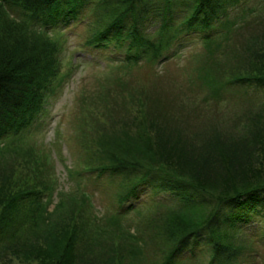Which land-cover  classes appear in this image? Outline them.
Returning <instances> with one entry per match:
<instances>
[{
    "label": "trees",
    "instance_id": "obj_1",
    "mask_svg": "<svg viewBox=\"0 0 264 264\" xmlns=\"http://www.w3.org/2000/svg\"><path fill=\"white\" fill-rule=\"evenodd\" d=\"M90 1L93 3L0 0V154L18 149L19 140L27 139L40 125L44 103L54 93L61 73V31L81 21ZM238 1L193 0L185 15L188 0H103L108 10L106 18L85 43L110 48L108 60L118 62L117 67L124 71L180 58L193 42L202 46L204 56L212 47L221 51L233 30L247 18L259 16V9L264 10V0H242L237 6ZM229 4L237 11L226 12ZM101 5L97 1L94 10ZM147 20L155 25L150 35L143 29ZM258 56L260 59H249L242 70L226 69L221 76L212 75L202 66L203 71L187 82L170 79L174 86L170 90L182 103L190 102L202 109L204 118L208 113L218 116L220 103L238 96L252 95L258 102L262 98L260 109L264 110V50ZM119 74L112 73L106 79L125 81ZM135 115L130 119L134 122L132 129L121 134L103 132L101 135L106 137L101 139L100 148L88 151L85 168L78 172L97 177L104 173L131 175L116 194L114 212L99 217L90 196L81 194V198H67L70 206L64 221L52 222L53 211L48 209L53 200L48 183L51 175L42 170L46 175L38 176L35 183L21 176L22 182L15 181L16 189H8L7 181L0 185V248L17 247L23 255L42 264H76V255L81 251L95 252L100 258L104 250L108 251L100 243L94 247L88 239L117 232L123 239L119 247L132 251L142 238L134 237L124 220L131 212L142 214L140 205L146 201H139L140 194L150 191L154 195L147 196L148 202H158V207L167 212L162 231L168 243L157 264L192 261L203 243L210 245L213 253L208 264H228L241 252L250 257L246 247L234 243L232 232L235 228L241 230L252 216L264 215V122H258L250 135L232 139L229 145L225 141L229 135L193 131L185 125L184 121L192 123L189 119L176 117L174 122L150 115L139 120ZM31 155L34 158L30 156L29 163L36 159L39 166V157ZM15 162L17 169L21 165L18 157ZM15 169L5 179L11 180ZM208 194L211 201L205 196ZM63 196L58 194L59 201L64 200ZM133 199L134 203H128ZM254 239L264 245V226ZM109 248L114 251L112 245Z\"/></svg>",
    "mask_w": 264,
    "mask_h": 264
},
{
    "label": "rangeland",
    "instance_id": "obj_2",
    "mask_svg": "<svg viewBox=\"0 0 264 264\" xmlns=\"http://www.w3.org/2000/svg\"><path fill=\"white\" fill-rule=\"evenodd\" d=\"M92 1L93 3L90 1L88 8L81 16V21L71 23L61 31L64 50L61 53V73L58 79L62 75L64 77H61L60 82L56 80L57 86L54 93L50 94L44 103L45 110L43 109L40 125L28 135L27 139L19 140L21 146L18 149L11 148L6 154H0V185L7 181L5 186L8 189H16L15 181L22 182L23 180L19 179L21 176L25 181L35 183L38 176L46 175L42 173V170L51 175L48 180L51 184L48 185L53 189L51 192L53 200L48 209L53 211L52 222L64 221L66 219L64 213L70 206L67 198L71 196L81 198V194L90 196V202L99 217L114 212L115 203H117L116 194L127 185L131 175L126 177V175L104 173L97 177L85 172L78 175V172L85 168L88 151L100 148L101 139L106 137L101 134L103 132L108 135L114 132L121 134L123 130L132 129L134 122L130 119L134 114L139 120H142L144 116L148 118L150 115L160 120L171 118L174 122L176 117L189 119L191 124L184 121L189 129L193 131L204 129L211 133L219 132L221 135H229L230 139L225 140L229 145L232 144V139H237L243 134L250 135L258 122H264V110L260 109L262 98H259L260 102H258L252 95L238 96L224 104L220 103L221 112L218 116L208 113L204 118L205 115L201 116L202 109L190 102L179 101L180 97L170 90L174 86H171L169 81L173 78L180 82H187L189 77L203 71L202 66H206L205 70L212 75L221 76L226 69L230 72L242 70L249 59H260L258 55L264 50V10L259 9V16L247 18L246 23L240 24L233 30L225 41V46L221 47V51L220 48L212 47L213 50L210 53L202 56L205 54L202 46L193 42L186 46V51L180 58L160 65L149 64V67L146 63L147 65L133 67L131 71H124L121 67H117L120 65L118 62L108 60L111 58L110 48L103 49L85 43V40L98 27V23L105 20V14L108 11L103 5V0ZM97 1L102 5L94 10ZM157 1L163 0H152L151 3ZM177 1L184 2V0ZM191 1L193 0H188L189 6L183 14L189 13ZM241 3L242 0H239L237 6ZM226 7V12L237 11L236 6L233 7L231 4ZM144 24H146L143 25L145 33L150 35L155 25L149 24V20ZM151 38L154 39L155 36ZM174 43L172 47L178 45V42L175 45ZM112 73H120L119 76L125 81L119 82L114 77L115 83L112 82L113 78L111 81L107 80V76H112ZM110 83L113 84L110 85ZM183 90L185 91V84ZM32 153L39 157V166L34 161L36 159L29 163L32 160L30 159ZM15 157H18L21 162L17 169H15L17 162ZM13 168L18 175L15 173L16 176L12 175L11 180L5 179L12 173ZM69 169L72 176L69 174ZM20 171H22L21 174H19ZM21 184L24 185V183ZM59 193L64 195L63 201H59L57 197ZM153 195L150 191L146 194L141 192L139 201L141 199L146 201L140 205L142 214L131 212L124 220L132 230L131 232H134V237L142 238L136 241L137 244L132 243L134 246L132 251L119 247L123 239L116 231V233L108 232L88 239L89 242L94 243V247L100 243L102 248H108V251L104 250L101 258L96 257L95 252L84 250L79 252L78 256L76 255L78 259L75 263H159L164 255L163 249L168 243L162 231L163 219L167 212L164 207H158V202H148L147 196ZM205 196L208 201H211L209 194ZM134 200L128 203H134ZM225 208L227 210L228 207ZM161 212H164L163 215ZM263 223L264 215L257 214L247 220L241 230L237 228L234 231L231 230L234 243L246 247L245 251H248L247 256L250 257H246L245 252H241L239 255H234L235 257L228 264H262L264 262V245L254 239L263 230ZM112 230L111 226L110 231ZM111 245L114 251L109 248ZM83 246L85 245H80L81 249H84ZM5 247L0 248V264H42L36 258L23 255L21 249L17 247ZM198 250L200 251L194 260L183 264H208L213 255L210 245L203 243ZM185 255L187 253L183 256Z\"/></svg>",
    "mask_w": 264,
    "mask_h": 264
}]
</instances>
